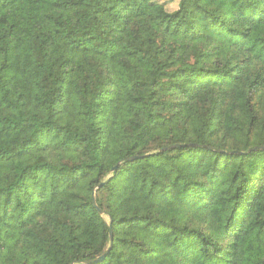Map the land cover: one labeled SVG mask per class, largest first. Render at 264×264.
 <instances>
[{"label": "trees", "instance_id": "trees-1", "mask_svg": "<svg viewBox=\"0 0 264 264\" xmlns=\"http://www.w3.org/2000/svg\"><path fill=\"white\" fill-rule=\"evenodd\" d=\"M260 148L264 0H0V264H264Z\"/></svg>", "mask_w": 264, "mask_h": 264}, {"label": "water", "instance_id": "water-1", "mask_svg": "<svg viewBox=\"0 0 264 264\" xmlns=\"http://www.w3.org/2000/svg\"><path fill=\"white\" fill-rule=\"evenodd\" d=\"M179 146H171V147H168V148H165L163 150H161L160 152H165L167 150H171V149H174V148H178ZM262 150H264V148H260ZM139 158H142V157H131V158H128L127 161H134L136 159H139ZM122 164V162L118 163L114 169L112 170L113 173H116L117 169L119 168V166ZM103 184H101L99 186L102 187ZM93 202H94V206L99 210L98 206H97V203H96V190L93 192ZM100 214L101 215H104V212L102 210H99ZM109 228H110V231H109V236H110V247L98 258L94 259V260H89V261H86L85 264H95V263H99V262H102L106 259L108 253L111 251L112 249V246H113V243H114V236H113V228H112V220H110V223H109Z\"/></svg>", "mask_w": 264, "mask_h": 264}]
</instances>
